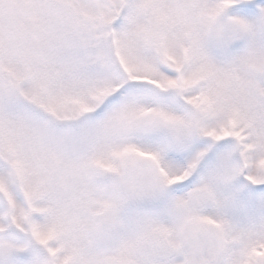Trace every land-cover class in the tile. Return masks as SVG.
Wrapping results in <instances>:
<instances>
[{"label":"snow or ice","instance_id":"snow-or-ice-1","mask_svg":"<svg viewBox=\"0 0 264 264\" xmlns=\"http://www.w3.org/2000/svg\"><path fill=\"white\" fill-rule=\"evenodd\" d=\"M0 264H264V0H0Z\"/></svg>","mask_w":264,"mask_h":264}]
</instances>
